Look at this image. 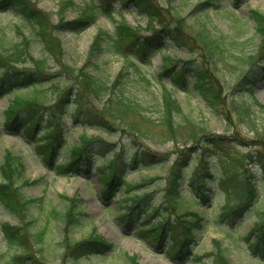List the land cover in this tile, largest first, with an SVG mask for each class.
<instances>
[{"label":"rangeland","instance_id":"374dc122","mask_svg":"<svg viewBox=\"0 0 264 264\" xmlns=\"http://www.w3.org/2000/svg\"><path fill=\"white\" fill-rule=\"evenodd\" d=\"M32 1L38 8L50 14L51 22L54 25L60 22L61 17L65 21L77 19L81 10L86 9L92 3V0H73L74 4H67L64 0L63 7L60 0ZM155 1L164 8V19L168 29L165 35L167 46L160 50H152L149 53L150 62L149 58L137 56L135 53L127 57L122 53L115 52L113 48L108 47L107 40H105L106 49L102 53L89 56V49L98 29L103 28L109 33H116V25L120 20L121 13L132 26L140 27L141 33H150L147 28V15L141 14L133 3L124 5L119 0L113 1L111 3L112 15L98 12L93 21L80 30L52 29L54 37L59 39V44H62L64 50L59 59L56 57L58 54L51 53L54 52V48L52 51L47 48L48 44H55V40L41 36L35 30L36 25H32L10 7L0 8V55H9L11 58L10 62H6L8 68H30L34 71H44L47 74L44 76V80L39 82L41 86L34 88L37 89V92H42L49 100L46 105L53 104L69 91L67 94L69 108L74 111L76 108V103L73 101L74 93L77 90L80 91L79 86L83 80L80 74L91 72L96 80L106 81L111 88L98 96L94 93H84V99L91 102L92 105L89 106H92L97 112L106 113L108 104L115 105L110 100L114 97L115 92L112 85L124 72L122 82H124L126 92L138 106V112L142 113V117L137 112H129L123 119L116 118V122L110 124L112 128L99 129V127L88 126L84 129L80 122L73 121L68 115L64 120V128L69 131L70 142L87 134L88 138L99 137L104 142H108L105 144L99 141L98 145L114 147L117 150L124 148L125 157L122 160L126 162L131 161L135 149L140 151V159L148 157L145 163L138 164L139 169H127L126 180L118 178L117 182L120 183L115 187L113 193L104 195V186L99 180V173L95 167L92 166L88 171L60 172L57 170L59 167L57 168L56 164L49 166L37 154L34 138L27 136L23 130L18 132L5 130L6 128L4 129L2 125L0 127V165L6 161L7 153L20 158L27 179L23 183L24 193L28 197H43L45 200L44 208L34 202L31 207L32 212L30 211L31 215L37 218L39 226H44L45 215L47 216L51 207L56 206L60 210L66 209L69 204L67 197L83 200L81 209L84 216L81 219V224L75 226L70 235L77 240L92 234L97 235L113 246L109 251L81 257L78 264H133L131 258L135 257L138 264H206L211 263V256L203 258V261H198L194 257L195 255H207L209 251L213 250L216 239L224 241V245L228 248L231 264H264V258L252 253L249 249V241L255 240L250 232L256 224L260 223L259 213L264 211V175L260 167L251 163L250 158L246 157L249 153L255 154L257 148L263 147L264 144V137L257 132L258 130L261 133L264 132V79L258 81L252 88V97H248V94L245 95L247 101L253 103L252 114L257 123L256 131L241 122L236 114L230 118L214 114L200 94L196 92L193 95L183 90H177L171 86L169 78L163 77L166 85L172 89L173 96L181 102L184 112L191 119L186 127H183L182 124L178 128V141L175 142L173 139H168L167 129L163 125L165 107L161 96L162 87L159 77L167 56L172 57L171 63L177 68L188 65V75L191 78L194 77L193 69L198 64L206 63L207 68L212 70V76L220 80L221 94L223 92L226 96H231L234 89L230 87L247 68L236 58V55L254 53L259 45L260 38L255 31V21L250 18V11L257 9L264 12V0H212L217 6L205 10H196L197 4L208 0ZM156 24L157 29L162 28L161 24ZM203 26L208 28L213 37L224 39L225 43L220 45L219 51L221 52L216 51L217 54L210 56L203 46L194 40L195 31ZM18 48L23 50L24 54L21 57H18L20 54L13 55ZM55 52L58 53V50L55 49ZM37 61L43 62L37 66ZM261 63L264 64V60ZM3 72L4 68L0 66V74ZM30 86L16 88L22 89L18 91V94L28 96V93L33 91L28 89ZM15 94L17 91L11 90L0 95V121L4 118V111ZM37 95L38 99L43 98L41 94ZM42 112L48 119L47 111L43 109ZM106 114L108 115V112ZM22 115L26 116V113L24 112ZM176 120L180 121L181 119L176 116ZM133 123L139 124L140 130L144 134L140 133L144 136L134 133L135 129L131 125ZM44 124L45 122L42 125ZM202 131L212 132L221 137L212 143L211 150H206L200 157L198 155L201 152L200 148H196L197 154H194V152L188 151L187 147L195 144H197L196 147H199L198 144H202L203 140L196 143L189 137V135H196L194 138L202 139ZM39 135L40 130L36 132L35 137H39ZM150 137L160 143H156ZM181 149L184 151L182 152ZM67 150L68 147L64 144L60 156L57 158L59 162L70 159L69 154L66 153ZM95 150L97 154L93 161L101 164V148L97 147ZM112 154L107 150L108 158L112 159L114 156ZM180 157L188 159L185 178L182 180L181 186V191L185 194L182 197V202H185L186 205L188 203L187 193H194L192 186L188 183V178L201 158L208 159L210 172L215 179L225 176L234 168L238 173H247L249 169L256 176L254 182L258 185L259 196L253 204L245 206L237 220L233 222L231 218H222L224 192L219 185L212 181L208 182L204 188L209 195L207 201L202 200L203 202L191 205V209H189L198 212V215L202 217L203 226L196 231L195 240L189 247L193 249V254L182 253L180 258H176L170 256L173 255L174 249H167L172 245L171 237H166L162 249L157 248L140 234V229L143 223L149 221L145 211H148L152 204L161 205L164 203L162 206L167 207L165 208L168 209L167 215L176 214L169 203H165V198L171 166ZM150 160H157V162ZM142 174H146L150 179L153 178L151 182L154 185L150 182L142 188L133 190L135 191L133 194H146L147 196L140 202L134 219L127 220L122 216V211H128L124 207L127 197L133 191L130 190L129 195L126 193L129 189L127 190V187L124 186L125 181H127L126 184L128 182L136 184L140 181ZM162 206L160 211H164ZM180 211L182 213L184 210L180 209ZM157 219L159 216L155 214L150 218V221L154 222ZM25 220L21 223V219L0 201V253L4 259L10 258L15 252H22V250L19 246L16 249L17 246L8 244L2 231V223L23 224L32 234L37 223L32 221L27 225ZM53 224L45 237H42V245H44L42 249L47 254L45 258L49 260H43L44 257L35 250L32 240L29 242L27 252L32 253L36 260L40 261V264H74L73 259H69L71 257H67L65 254V249L58 244L64 236L62 222L53 221ZM247 235H250L248 239L245 238ZM48 239L54 240V248L51 247V250L55 253L49 252V248L47 250ZM50 254L58 255V257L53 258Z\"/></svg>","mask_w":264,"mask_h":264},{"label":"trees","instance_id":"16d2710c","mask_svg":"<svg viewBox=\"0 0 264 264\" xmlns=\"http://www.w3.org/2000/svg\"><path fill=\"white\" fill-rule=\"evenodd\" d=\"M65 1L67 4H74L73 0ZM113 1L116 0H92V3H90L86 9L81 10L80 16L77 19L65 21L64 18L61 17L60 22L56 25L51 22L50 14L38 8L32 0H0V8L11 7V9L17 12L22 18L32 23V25H36L37 27H35V30H37L41 36L45 38L49 37V40H55L56 43L52 45L48 44L47 48L49 51H52L54 48V52L51 53L58 54L56 57L59 59L64 50L62 44H59V39L54 37L52 29L80 30L85 28L93 21L98 12L112 15L111 3ZM119 1L124 5L133 3L141 14L147 15V28L150 30V33H141V28L132 26L121 13L120 20L116 25V33H109L103 28L98 29L91 48L89 49V56L102 53L106 49L105 40H107L108 47L113 48L115 52L122 53L127 57L135 53L137 56L149 58L148 61L150 62L151 56L149 53L152 50H160L167 46L165 35L168 29L164 19V8L155 0ZM60 3L63 6L64 0H60ZM197 5L198 7L196 10H205L206 8L217 6L212 0L199 2ZM250 18L255 21V31L259 35L260 42L254 53L236 55V58L247 66V68L242 76L230 87L234 89V92H232V95L229 97L223 92L221 94L222 87L220 80L212 76V70L207 68L208 65L206 63H203V65L198 64L193 69L194 77L191 78L188 75V65L177 68L171 63L172 57H166L163 70L159 77L162 87L161 96L165 107L163 125L167 129L166 132L169 135L168 139H173L177 142L178 128L181 127L182 124L183 127H186V125L191 122V119H189L188 115L184 112L181 102L173 96L172 89L166 85L163 77L169 78L172 83L171 86L177 90H183L193 95L196 92L200 94L214 114L222 115L224 118H230L232 115L236 114L241 122L245 123L252 130L257 131V123L252 114L254 111L253 103L248 102L245 95L248 94V97H252V88L258 81L264 79V64L261 63L262 60H264V12L251 9ZM156 23L161 24L162 28L157 29ZM193 38L203 46L204 50L210 56L217 54L215 53L216 51H218V53L221 52L219 51L220 45L221 43H225L224 39L221 37H213L206 26L197 29ZM55 49L58 50V53L55 52ZM18 54L20 55L18 56ZM23 54V50H19V48L13 53V55H17L18 57H21ZM167 58H169L168 61ZM10 61L11 58L9 55H0V66L4 68V72L0 74V95L11 90H13V92L17 91V94L10 99L9 105L4 111L5 116L2 121H0V127L3 125L4 129L6 128L5 130H12L15 132L23 130L27 136L34 138L37 154H39L41 159L46 161L49 166L56 164L57 168L59 167L57 170L60 172L88 171L93 166L98 171L99 180L104 186V195H110L120 183L117 182V179L126 177L125 174L127 169H139L138 164L146 162L148 157L145 156L140 159L141 154L138 149H135L136 151L132 154V157L130 156V162L122 160L125 157L124 148L117 150L114 147L110 148L104 145H98L97 143L99 141L105 144L108 143L107 141L104 142L99 137L88 138L87 134H85L83 137L70 142L68 139L69 131L64 128V120L68 115L73 121L80 122L84 129L88 128V126L99 127V129L112 128L110 124L116 122V118L123 119L127 117L129 112H137L142 117V113L138 112V106L135 105L136 103L132 101V98L128 92H126L124 82H122L124 72L120 74L112 85V88H115V92L114 97L110 100L113 101L115 105L108 104V108L106 109L108 112L107 115V112H97L92 106H89L92 105V103L84 99V93H94L98 96L111 88L107 85L106 81H101V79L99 81L96 80L91 72H82L80 74V76L83 77L81 82L82 86H79L80 91L77 90L74 93L73 101L76 103V108L72 111V109L69 108V97H67L69 91L65 96L62 95L53 104L46 105L49 100L46 99L42 92H37V89L34 88L41 86L39 82L44 80V76L47 74L44 71H34L30 68H8V63L6 62ZM42 62L43 61H37V66H40ZM20 86H30L28 89L33 91L28 93V96H21L18 94V91L22 89H16ZM38 93L41 94L43 98L38 99ZM254 102L258 104L257 101L254 100ZM43 109L47 111L49 120L46 119V114L42 112ZM24 112L26 116L22 115ZM176 116L181 120L177 121ZM43 122H45L44 125H42ZM131 125L135 129L134 133L144 136L142 135L144 133L140 130L138 123L137 125L134 123ZM39 130V137H35L36 132ZM257 132L264 137V132L261 133L259 130ZM201 135L202 139L194 138L196 135H189L190 139H194L196 143L200 140L203 141L202 144H198L199 147H196L197 144L187 147V150L191 151V153L194 152V154H197L196 148H200L201 152L198 154L200 157L204 155L206 150H211L212 143L219 140V137H221L220 135L207 131H202ZM150 138L156 143H160V141L155 140L153 137ZM37 140L39 141L37 142ZM64 144L68 147L66 153L69 154L70 159L68 161L59 162L57 158L60 156ZM97 147L99 149L101 148V164L93 161L94 156L97 154L95 150ZM107 150L113 153L112 155L114 156L112 159L106 156ZM143 150L146 151V149ZM181 151L183 152L184 150L181 149ZM7 156L6 161L2 162L0 165V201L6 208L13 211V214H16L21 219V223L26 219L27 225L31 224L32 221L37 224L35 225L36 229L33 230L31 234L23 224L2 223V231L4 232L8 244L10 246H17L16 249L19 246L22 252H15L8 259H4L3 255L0 253V264H40V261L36 260L32 253L27 252L30 240H32L35 250L44 257L43 260H49L45 258L47 254H45L44 249H42L44 246L42 245V237H45L46 233L53 227V221L62 222L64 236L58 244L65 249V254H67V257H71L69 259H73L74 264H78V260L83 256H88L97 252H106L112 249L113 245L104 241L100 236H94L92 234L89 237L77 240L70 235L71 230H73L75 226L81 224V219L84 216L81 209L82 199L66 196L68 198L67 200H69L66 209L60 210L56 206L51 207L47 216L45 215L44 226H39L37 218L31 215V207L33 206L32 204L36 202L37 205L44 208L45 200L43 197L32 198L26 196L23 191V183L27 181L24 175V166L19 157L11 156V154L8 153ZM246 157L250 158L251 163L258 165L264 175V144L263 147L257 148L255 154L249 153ZM187 160L188 159L182 157L177 159L172 164L168 177L165 203H169V206L175 210L176 214L167 215L166 212H168V209H165L167 207L162 206L164 203H161V205L152 204L148 211H145V215L149 221L148 223H143L140 229V234L150 240L157 248H162L166 237H171L173 242L172 245L168 247V250L174 249L172 254L175 257H181L182 253L193 254V249L189 247L195 240L196 231L200 230L203 226L201 223L202 217L198 215V212L189 209H191V205L207 201L209 195L204 188H206L208 182L212 181L214 184L219 185L224 192L225 201L221 209L224 217L222 216V218H231L233 222L237 220L243 208L253 204L259 196L258 185L254 182L256 176L249 169L247 173H238L235 172L236 169L234 168L233 171H229L225 176L215 179L212 172H210V166L207 162L208 159L201 158V161L199 163L197 162L194 171L188 178V183L192 186L194 193L188 192V195L186 194L188 196V198L186 197V199H188L186 205L185 202H182V197L185 194L181 191V186L182 180L185 178L186 167L188 166ZM150 161L157 162V160ZM240 173L241 175H239ZM151 180H153V178L150 179L146 174H142L140 176V181L136 184L131 182L126 184L127 181H125L124 186L127 187V190L129 189L126 193H130L129 191H133L135 188L144 187L147 183H150ZM151 184H153V182H151ZM134 192L135 191L131 192V195L128 194L129 196L126 199L127 201L124 208L128 211H122V216L127 219H134V214L138 210L140 202L147 196L146 194H133ZM161 206L164 211H160ZM180 209L184 211L180 213ZM155 214H158L159 219L151 222L150 218ZM259 217L260 223L256 224L250 232L255 240L249 241V249L252 253L264 258V211L259 213ZM250 235H247L245 238L248 239ZM47 241L49 242L47 250L50 249L49 252H52L53 250H51V247L54 248V240L48 239ZM53 254H50L53 258L58 257V255ZM207 255H195L194 258L198 259V261H203V258L211 256V263L206 264H231L228 257V248L224 245V241L222 240L216 239L213 250L209 251ZM135 258H131L133 261L132 263L138 264Z\"/></svg>","mask_w":264,"mask_h":264}]
</instances>
